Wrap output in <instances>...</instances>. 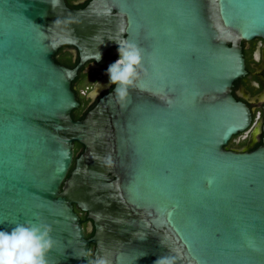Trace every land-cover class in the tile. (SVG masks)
<instances>
[{
	"label": "water",
	"instance_id": "obj_1",
	"mask_svg": "<svg viewBox=\"0 0 264 264\" xmlns=\"http://www.w3.org/2000/svg\"><path fill=\"white\" fill-rule=\"evenodd\" d=\"M255 38L264 0H0V230L50 224L48 264H264V136L226 149L252 125L232 88ZM124 39L145 70L126 106L114 86L73 120L72 82Z\"/></svg>",
	"mask_w": 264,
	"mask_h": 264
},
{
	"label": "clouds",
	"instance_id": "obj_2",
	"mask_svg": "<svg viewBox=\"0 0 264 264\" xmlns=\"http://www.w3.org/2000/svg\"><path fill=\"white\" fill-rule=\"evenodd\" d=\"M115 42L118 44L119 59L109 65L107 75L109 84L115 86L116 104L124 107L130 89L136 88L145 71L143 51L136 43L126 39ZM99 58L100 53L97 51L96 60ZM253 59L256 62L260 61L259 49L253 54ZM95 84L99 89L102 87L99 82ZM98 94L99 91L93 93V96ZM14 224L11 231L0 230V264H48L47 254L57 243L52 236V226L38 223L35 219ZM154 264H173V258L162 256Z\"/></svg>",
	"mask_w": 264,
	"mask_h": 264
},
{
	"label": "flooded vegetation",
	"instance_id": "obj_3",
	"mask_svg": "<svg viewBox=\"0 0 264 264\" xmlns=\"http://www.w3.org/2000/svg\"><path fill=\"white\" fill-rule=\"evenodd\" d=\"M83 1L84 0H79L76 3H81ZM117 49L118 48L110 49L105 54L102 60L104 61L103 63L96 65L90 63L86 68L85 72L89 73V76L84 82L81 81L80 83L81 86H85L82 93L85 94L86 97H88L89 91L96 85V82L101 83L105 79L108 80L106 86L99 90L98 95L92 98L88 97L91 100H95L112 86L109 84L107 68L110 64L119 59ZM257 49H259L261 55L259 62L253 59V54ZM242 52L245 59L247 74L234 83L232 94L236 100L243 102L250 109L252 125L248 131L234 136L228 143L226 149L234 152H250L256 149L260 146L259 143L264 136L262 132L264 114V40L255 38L248 42H242ZM74 210L80 217L86 238H91L95 232L93 221L88 219L87 213L81 211L76 204H74ZM88 235L90 236L87 237ZM94 251L95 244H90V257L93 256Z\"/></svg>",
	"mask_w": 264,
	"mask_h": 264
},
{
	"label": "trees",
	"instance_id": "obj_4",
	"mask_svg": "<svg viewBox=\"0 0 264 264\" xmlns=\"http://www.w3.org/2000/svg\"><path fill=\"white\" fill-rule=\"evenodd\" d=\"M79 0H65L68 7L73 9H81L84 8L91 0H84L81 3H76ZM54 58L56 62L60 65H63L67 68H74L77 63L79 62V56L75 48L64 46L60 48L57 53L54 55ZM104 61L100 62L99 64L103 63ZM90 63H87L78 73L75 80L72 82V89L75 92L76 99L79 102V107L72 112V118L73 120H81L83 119L86 114L95 107V105L98 103L99 99L109 93L114 86H111L106 92H104L102 95L98 96L95 100H91L90 98L86 97L85 94H83V88L84 85L81 86V81L84 82L86 78H88L89 73H86L85 70L88 67ZM80 84V86H79ZM79 86V87H78ZM77 87V88H76ZM263 141H260L259 145H262ZM84 147L79 144L75 143L74 147V162L70 169V172L75 168V161L78 158V156L83 152ZM70 175V173H69ZM92 235V234H91ZM88 235L87 237H89ZM91 262L94 261L93 256L91 257Z\"/></svg>",
	"mask_w": 264,
	"mask_h": 264
},
{
	"label": "rangeland",
	"instance_id": "obj_5",
	"mask_svg": "<svg viewBox=\"0 0 264 264\" xmlns=\"http://www.w3.org/2000/svg\"><path fill=\"white\" fill-rule=\"evenodd\" d=\"M96 81V80H95ZM107 79H105L104 81H102L101 83H100V85H102V87L99 89L98 88V85H94L93 86V88L89 91V93H88V97H90V98H92V97H94L93 96V93H95V92H98L99 90H101L103 87H105L106 86V84H107Z\"/></svg>",
	"mask_w": 264,
	"mask_h": 264
}]
</instances>
